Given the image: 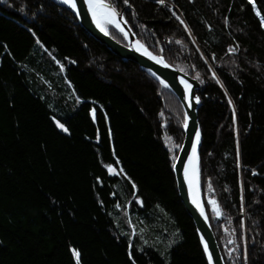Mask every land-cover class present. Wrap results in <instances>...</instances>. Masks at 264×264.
<instances>
[{
  "label": "trees",
  "instance_id": "1",
  "mask_svg": "<svg viewBox=\"0 0 264 264\" xmlns=\"http://www.w3.org/2000/svg\"><path fill=\"white\" fill-rule=\"evenodd\" d=\"M104 2L200 82L204 210L226 264H264V30L252 5ZM157 87L171 95L52 1L0 0V264H75L72 249L80 264H207L173 171L181 105L163 106ZM222 107L237 123L216 124Z\"/></svg>",
  "mask_w": 264,
  "mask_h": 264
},
{
  "label": "water",
  "instance_id": "2",
  "mask_svg": "<svg viewBox=\"0 0 264 264\" xmlns=\"http://www.w3.org/2000/svg\"><path fill=\"white\" fill-rule=\"evenodd\" d=\"M58 4L65 6L62 2H58ZM77 5L79 15H77L76 11H74L70 6H67V8L78 17L84 28H86L95 38L107 45V47L114 54L120 56L124 60H132L138 63L142 70L146 71L152 77L165 84L179 100L184 111L197 112V110L201 108V101L197 94V90L200 87L199 83L194 78L168 65L164 62V60L162 63H157L155 60L146 55L145 50L140 47L139 42L133 37L131 29L124 21L122 14H120L112 5L111 7L117 13L116 17L120 22L121 28L131 39L130 49L133 52L131 59H128L127 53L121 45L117 44L108 34L101 30L96 22V19H93L92 13L88 10L85 0H77ZM87 23H91L93 26H90ZM186 85H190V88L186 87ZM195 98H199V103L196 102ZM196 133L197 132L185 129L186 138L174 165L177 191L181 203L195 222L201 246L208 264H225L218 241L210 227L204 210L202 195L199 187V177L197 176V188L199 195L194 193L190 182V171L194 166L197 167L198 170L200 151L202 147L201 134L198 132L199 142L197 143L195 153H193L192 145L196 142ZM194 200L195 203L193 202ZM205 244L207 245V250L205 249ZM209 254L212 255L211 261L208 259Z\"/></svg>",
  "mask_w": 264,
  "mask_h": 264
},
{
  "label": "bare ground",
  "instance_id": "3",
  "mask_svg": "<svg viewBox=\"0 0 264 264\" xmlns=\"http://www.w3.org/2000/svg\"><path fill=\"white\" fill-rule=\"evenodd\" d=\"M50 1H52L57 7H59L60 9H63V10H65V11H67L68 13H70L72 16H73V18L75 19V22L78 24V26H80L85 32H86V34L92 39V40H94L95 42H97L100 46H102V47H104L110 54H112L113 56H115L116 58H118V59H120L123 63H125V64H134V65H136L137 67H138V69L140 70V72L141 73H143L144 75H146L147 77H149L152 81H154L156 84H158L159 86H161L163 89H165L167 92H169L171 95H169V94H167V93H164V92H161V91H159L158 90V87H157V89L155 88V91H156V93L158 92V96H159V98H160V100H161V102H162V104H163V106H165V107H167V106H170L171 104H175L176 102L174 101V98H173V96L176 98V96L169 90V88L165 85V84H163L162 82H160V81H158L157 79H155L154 77H152L150 74H148L146 71H144V70H142V68L140 67V65L138 64V63H136V62H134V61H132V60H124L123 58H121L120 56H118V55H116V54H114L108 47H107V45H105L104 43H102L100 40H98L97 38H95L86 28H84L83 26H82V24L80 23V21H79V19H78V17L74 14V13H72L70 10H68V8H67V6L68 5H66L65 4V6H62V5H59L58 4V2H61V0H50ZM248 2H250V4L252 5V7H253V10H254V13H255V15H256V17L260 20V22H261V26H262V28H263V30H264V19L262 18V16H261V14L259 13V11H258V9H257V7H256V5H255V1L254 0H247ZM104 3H106V2H104ZM107 4H109V3H107ZM109 5H111V4H109ZM113 6V5H112ZM114 7V6H113ZM115 8V7H114ZM116 9V8H115ZM117 10V9H116ZM118 11V10H117ZM119 12V11H118ZM120 14H122L121 12H119ZM99 16H101V14L98 12V14H97V19H96V22H97V20H99ZM103 17H105L106 19H110L111 17H110V15L109 14H107V13H105L104 14V16ZM122 17H123V19H124V21L128 24V22L125 20V18H124V16L122 15ZM115 20L119 23V27H117L116 26V23H114V26H112L110 23H103V22H101L100 20H99V22H100V28H103L104 30V32L106 33V34H108L117 44H119V45H121L124 49H125V51H126V53H127V57H128V59H131V56H132V54H133V52H132V50L130 49V38L127 36V35H125V32L124 31H121V26H120V22H119V20L117 19V17L115 16ZM88 25H90V26H93L91 23H87ZM129 25V24H128ZM112 27H114L115 29H116V31L119 33V34H121L122 36H123V38L121 37V36H118V38H116V37H114L112 34H111V30L110 29H112ZM129 27H130V25H129ZM143 28H146V26L145 25H143ZM130 29H131V33H132V35H133V37L139 42V44L140 45H143V49L144 50H147V52H149V53H151L153 56H156V57H162V56H159V55H157V54H155L154 52H152L146 45H144V43L139 39V36L136 34V32L134 31V29L133 28H131L130 27ZM188 32L190 33V35L193 37V35H192V32L190 31V29H189V27H188ZM71 31H73V27L71 26V25H69V26H67V28H66V31H65V33L66 32H71ZM244 35H247V39H250L251 41H250V43L251 44H255V45H258L259 44V39L258 38H256L252 33H246V34H244ZM37 40V39H36ZM262 44L261 45H263L264 43L263 42H261ZM59 52V51H58ZM53 52H52V50H50V53H49V57L51 56V58L53 59V60H55V62L54 61H52V69L55 71V64H58V66H59V69L61 70V71H63V68L62 67H66L67 66V64L66 63H64V62H60V61H58L54 56H52L51 54H52ZM163 58V57H162ZM163 60H164V62H166L165 61V59L163 58ZM167 63V62H166ZM168 64V63H167ZM168 65H170V64H168ZM171 66V65H170ZM173 67V66H172ZM175 68V67H174ZM263 66H256V68H255V70H257V71H263L264 72V70H263ZM176 69V68H175ZM178 70V69H177ZM180 71V70H179ZM182 72V71H181ZM184 73V72H183ZM186 74V73H185ZM186 75H188V74H186ZM188 76H190V75H188ZM190 77H192V76H190ZM192 78H194V77H192ZM195 79V78H194ZM196 80V79H195ZM198 83H199V89L197 90V94H198V96H199V98H201L200 97V95H201V91H200V89H201V84H200V82L198 81V80H196ZM57 85L58 86H60V87H64V85L63 84H61V83H59V82H57ZM68 86L69 87H72V84L71 83H69L68 82ZM200 91V92H199ZM243 91H245L246 92V89H243ZM177 99V98H176ZM178 100V99H177ZM200 101H201V99H200ZM178 102H179V100H178ZM180 103V102H179ZM180 105H181V103H180ZM201 106H202V103H201ZM181 109H182V111H178L177 112V117H178V119L179 120H181L182 122H183V125H182V129H181V132H182V135H183V141H182V145H183V143H184V141H185V138H186V134H185V129L186 130H188V131H194V132H200V134H201V138H202V142H203V125H202V115H201V112H200V110H201V108L200 109H198L197 110V112H186V111H184V109H183V107H182V105H181ZM232 115H233V123H237V115H236V113H235V111H233V110H231L229 107H222L221 108V110H219L217 113H216V117H215V122H216V124L219 122L220 124H230L231 123V117H232ZM170 119H171V117H170ZM108 122V121H107ZM185 125H187V126H185ZM120 130H124V133H127L128 131H129V126L126 124V123H123L122 122V124H121V126H120ZM182 147V146H181ZM181 149V148H180ZM180 149H179V151H180ZM179 151H178V154H179ZM178 154H177V156H178ZM200 155H201V151H200ZM177 159V158H176ZM199 160H200V158H199ZM175 162H176V160H175ZM174 165H175V163H174ZM173 171H174V167H173ZM112 174H114L115 173V171L114 172H111ZM197 176L199 177V163H198V170H197V167H193L192 168V170L190 171V182H191V185H192V188H193V191H194V193L196 194V195H199V191H198V188H197ZM175 180H176V178H175ZM197 197H200V196H197ZM203 200V199H202ZM185 210H186V208H185ZM186 212H187V210H186ZM187 214H188V212H187ZM188 216L190 217V215L188 214ZM191 218V217H190ZM207 219H208V222H209V224H210V227H211V229H212V231H213V233H214V235H215V232H214V229H213V226H212V224H211V222H210V220H209V218L207 217ZM191 220H192V222H193V224H194V227H195V230H196V234H197V237H198V240H199V243H200V245H201V242H200V237H199V235H198V231H197V227H196V225H195V222L193 221V219L191 218ZM215 237H216V235H215ZM202 247V246H201ZM220 248V247H219ZM203 250V249H202ZM220 251H221V249H220ZM221 253H222V251H221ZM205 255V254H204ZM222 255V258H223V260H224V263L226 264V262H225V259H224V256H223V253L221 254ZM72 256H73V258H74V261H75V264H76V258H75V256H74V254H73V249H72ZM205 257V256H204ZM206 259V258H205ZM206 262H207V259H206ZM79 264H80V257H79ZM207 264H208V262H207Z\"/></svg>",
  "mask_w": 264,
  "mask_h": 264
},
{
  "label": "snow or ice",
  "instance_id": "4",
  "mask_svg": "<svg viewBox=\"0 0 264 264\" xmlns=\"http://www.w3.org/2000/svg\"><path fill=\"white\" fill-rule=\"evenodd\" d=\"M62 3L70 6L74 11H76L77 15H79V9H78V5H77V0H61ZM125 2H127V0H125ZM160 3H163L164 0H159ZM85 3L88 6V10L92 13L93 19H97V14L98 12L101 14V16H104L105 13L110 15V19H107L108 23H116V26L119 27V23L115 20V16L117 15V13L115 12V10L111 7V5L104 3V0H85ZM181 23H183V21H181ZM97 24L98 26H100V22L99 20H97ZM101 30L103 31L104 29L101 28ZM121 31H123V29H121ZM125 35H127L125 33ZM138 43V42H137ZM141 48H143V45H140ZM236 48H230L229 52H235ZM145 54L148 55L151 59L155 60L157 63H162L163 62V58L162 57H156L153 56L151 53L147 52V50H145ZM167 66V65H165ZM198 78V77H197ZM186 87L190 88V85H186ZM196 102L199 103V98H195ZM229 103H231V101H229ZM95 115V109H93V117ZM58 126L63 129L65 132H67L68 130L64 127L63 124H60L59 122H57ZM187 126V125H185ZM199 142V133H196V142L193 143L192 145V150L193 153H195L196 151V146L197 143ZM191 160V157H190ZM108 170L109 172H114L115 170L111 167L108 166ZM122 171V169H121ZM209 187H211V185H209ZM195 203V200L193 201ZM210 203L213 205L214 210L216 211V214L219 216L220 215V211L218 206L216 205V202L210 201ZM231 242V241H230ZM205 249L207 250V245L205 244ZM73 254L76 258V264H79V257H80V253L78 250L73 249ZM231 254V253H229ZM209 261L212 260V255L209 254L208 256Z\"/></svg>",
  "mask_w": 264,
  "mask_h": 264
},
{
  "label": "rangeland",
  "instance_id": "5",
  "mask_svg": "<svg viewBox=\"0 0 264 264\" xmlns=\"http://www.w3.org/2000/svg\"><path fill=\"white\" fill-rule=\"evenodd\" d=\"M99 18V20L101 21V22H103V23H108L107 22V19L105 18V17H103V16H99L98 17ZM112 26H114V23H110Z\"/></svg>",
  "mask_w": 264,
  "mask_h": 264
}]
</instances>
